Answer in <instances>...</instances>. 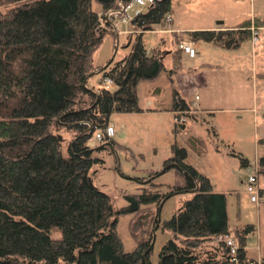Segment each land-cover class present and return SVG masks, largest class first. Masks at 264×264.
I'll list each match as a JSON object with an SVG mask.
<instances>
[{"label":"trees","instance_id":"obj_1","mask_svg":"<svg viewBox=\"0 0 264 264\" xmlns=\"http://www.w3.org/2000/svg\"><path fill=\"white\" fill-rule=\"evenodd\" d=\"M95 1L97 9L93 0H0V264H153L157 208L181 193L190 196L160 221L169 238L157 264H258L246 252L254 225L235 227L236 250L231 252L223 239L231 235L226 195L187 163V151L177 143L163 168L174 172V182H156L151 177L156 172L150 173L140 192L127 194L128 204L118 209L93 185L92 166L102 161L95 153L118 143L106 137L92 140L111 114L142 111L137 84L154 81L165 70L161 51L148 50L143 36L166 25L171 11V0H153L129 21L130 51L106 67L95 66L94 52L105 37L111 35L116 43L113 18L106 13L130 0ZM123 15L119 12L116 19ZM252 23L264 24L256 18L233 28L174 34L171 72L180 66L177 44L185 36L231 49L250 38ZM96 70L100 82L89 86ZM106 78L114 90L103 83ZM190 109L173 86L175 117ZM257 169L264 174V156ZM119 214L130 215L136 246L129 252L116 231ZM54 229L60 237L51 235Z\"/></svg>","mask_w":264,"mask_h":264},{"label":"rangeland","instance_id":"obj_2","mask_svg":"<svg viewBox=\"0 0 264 264\" xmlns=\"http://www.w3.org/2000/svg\"><path fill=\"white\" fill-rule=\"evenodd\" d=\"M99 7V3L93 0V8ZM145 9L142 7V10ZM133 12L134 9L129 10V15L132 16ZM169 15L174 21L173 26L171 23L157 25L156 31L173 32L201 25L208 27L219 21L236 24L252 16L264 22V0H171ZM112 22L119 25L123 32L128 28L131 30L128 21L125 23L120 18H113ZM251 25L259 31L260 26ZM261 27L256 44H252L251 35L231 49L196 41L193 44L195 58L181 54L180 66L171 74L172 85L188 103L202 97V102L208 103L214 109V114L203 110L194 113L190 109L181 112L178 120L176 117L174 120L171 112L146 110L147 100L161 97L151 94L153 87L163 93V98L171 97V82L163 70L155 81L143 80L137 84L138 103L144 108L142 112L111 114L109 123L114 128L112 138L118 145L95 153L102 161L95 163L91 169L93 185L106 192L118 209L128 204L127 194L140 192L142 183L149 179L146 177L150 173L156 172L151 176L155 177L156 182H174L172 170L163 172L164 161L171 156L173 143L185 147L187 163L209 178L213 190L226 195L231 235L223 239L229 238L235 242L237 225H254V232L247 235L246 252L256 260L264 259V203L250 201L244 181L248 175L255 174L260 188L264 189V174L257 169L258 158L264 156V24ZM129 34L119 35L118 46L111 35H107L94 52V65L104 66L109 60L116 61L126 55L134 40H129ZM182 34L185 35L186 31H182ZM159 36L165 38L167 49H172L171 34L156 33L144 34L147 49L160 46ZM186 38L184 41H189ZM128 42L130 44L126 45ZM171 60L166 57L164 66L170 65ZM100 79V73L94 74L88 79V85L96 87ZM109 88L114 90L115 85L109 84ZM180 123H184V129ZM64 135L69 136L66 132ZM241 157L247 159L248 165H242ZM189 196L181 193L169 197L161 207L160 221L169 219ZM129 218V214H119L116 225L126 252L136 246L129 232ZM153 226L152 234L156 222ZM51 235L60 237L61 233L54 229ZM153 237L150 261L157 264L169 232L161 229L159 222Z\"/></svg>","mask_w":264,"mask_h":264},{"label":"built area","instance_id":"obj_3","mask_svg":"<svg viewBox=\"0 0 264 264\" xmlns=\"http://www.w3.org/2000/svg\"><path fill=\"white\" fill-rule=\"evenodd\" d=\"M153 5V0H130L127 4H122L120 3V9L118 10H111L106 13L108 17L116 18L119 12H123L125 16L121 18L125 23L127 21L129 22L135 15L139 14L142 11V7H147V6H152ZM134 9L133 15H129V10ZM166 23H171V18L170 15L167 16L166 18ZM114 29L116 31H119L118 25L116 23L114 24ZM249 30L251 32V41L252 44L257 43V35L258 31L254 26H250ZM178 48L182 50L183 53L188 55L189 57H194L195 55V50L193 47V43L190 41H184L180 40L177 44ZM103 83L105 85H109L112 83L110 79H104ZM178 120V118H177ZM114 134V128L111 123H108L106 127L102 130H99L95 134V139L96 141L102 140L104 137L106 138H112ZM244 184L246 186V190L250 195V201L256 204L264 203V189L260 188L258 184V179L255 174H250L247 176V178L244 181ZM226 244L230 247L231 252H234L236 250V244L233 240L227 238L226 239ZM258 264H264L263 259L258 260Z\"/></svg>","mask_w":264,"mask_h":264},{"label":"crops","instance_id":"obj_4","mask_svg":"<svg viewBox=\"0 0 264 264\" xmlns=\"http://www.w3.org/2000/svg\"><path fill=\"white\" fill-rule=\"evenodd\" d=\"M249 19L251 21H253V19H256V16H252ZM220 22L221 21L217 22L213 26H208V27L205 26V25H201V26H191V27H185V28H181V29H176L173 32H159V31H156L155 30V31H149L147 33H152V34L153 33H156L158 35L159 34H171V40L173 41L174 40V34L180 35V34H182V31L188 32V31H193V30H198V29L199 30H202V29L203 30H206V29H210V30H220V29H225V28H233L234 26H236L237 24L240 23L239 22V23H236V24H227L225 21H222V23H220ZM173 24H174V21L171 18V27L173 26ZM261 28L262 27L260 26L259 31L261 30ZM128 29L127 30H124V32H123V30H121V28H120L119 31H116L115 40L118 39V37H119L120 34H123V33L129 34V33H131V30H128ZM259 31H258V33H259ZM147 33H145V34H147ZM159 37H160L159 38V41H160L161 44L158 47V49L161 51L162 60L164 61V59L166 57L172 58V50L174 49V43L172 42L173 43L172 49H167L165 38L162 37V36H159ZM132 38H133V36H131V39ZM193 44H196V43L193 42ZM183 54H185V53H183ZM195 56L196 55H194V57H192V58H195ZM189 58H191V57H189ZM171 67H173L172 60L170 61V65H168L167 67L165 65V72H166V75H167V79L168 80L170 79V82H171V79H172V82H173V78H171V74L173 73V72H171V69H170ZM172 82H171V85H169V86H171V88H173ZM158 90L159 89H157L155 87L152 88L151 94H157L156 96H161V97L160 98H156V99H154L152 101L151 100H147L146 101V106H147L146 107V110H155V111H161V112H165V111L166 112H171L173 114V117H174V120H175V114H174V112L172 110H170V107H171V97H169V99L168 98L167 99L163 98V96H162L163 93L160 90L159 91ZM200 101L202 102V97H198L197 99L195 98L194 101H192V102L189 103V105H190V107H191V109H192V111L194 113H198V112H201L200 110H203V111L208 112L210 114H214L213 113L214 109L212 107H209L210 105H208V103H205L204 101H203L204 103L203 102L200 103ZM152 106H153V108H152ZM141 109H142V111L144 110V108H142V107H141ZM142 111H140V112H142Z\"/></svg>","mask_w":264,"mask_h":264},{"label":"water","instance_id":"obj_5","mask_svg":"<svg viewBox=\"0 0 264 264\" xmlns=\"http://www.w3.org/2000/svg\"><path fill=\"white\" fill-rule=\"evenodd\" d=\"M220 23H222V21H221ZM116 44L118 45V39H116ZM111 61H112V59L109 60V61L104 65V67H106ZM99 71H100V70H96L95 73H98ZM164 201H165V200H162V202L160 203V205L158 206V209H157V220H156V226H155L154 231H153V236H154V234H155V229L157 228V226L159 225V222H160V211H161V207H162ZM153 244H154V237H153V240H152V242H151V244H150V247H151V248L153 247Z\"/></svg>","mask_w":264,"mask_h":264}]
</instances>
